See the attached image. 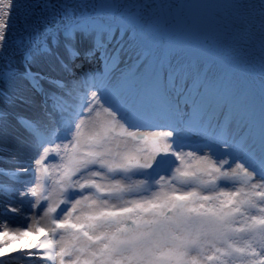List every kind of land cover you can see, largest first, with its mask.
Segmentation results:
<instances>
[{
	"label": "snow or ice",
	"instance_id": "obj_1",
	"mask_svg": "<svg viewBox=\"0 0 264 264\" xmlns=\"http://www.w3.org/2000/svg\"><path fill=\"white\" fill-rule=\"evenodd\" d=\"M0 176V264H264V0H0Z\"/></svg>",
	"mask_w": 264,
	"mask_h": 264
},
{
	"label": "bare ground",
	"instance_id": "obj_2",
	"mask_svg": "<svg viewBox=\"0 0 264 264\" xmlns=\"http://www.w3.org/2000/svg\"><path fill=\"white\" fill-rule=\"evenodd\" d=\"M8 183V179L7 177H3V176H0V184H7ZM0 223H2V221H0ZM17 225H11V227H15ZM30 239H35L34 237H30ZM25 243V240L22 238L20 239L19 241H13L12 242V247L14 248H18L20 244H23ZM7 251V249H5Z\"/></svg>",
	"mask_w": 264,
	"mask_h": 264
}]
</instances>
